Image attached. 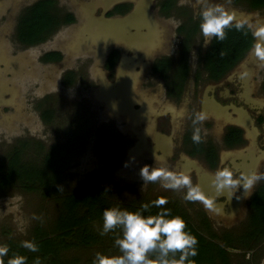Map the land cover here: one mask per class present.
I'll return each instance as SVG.
<instances>
[{"label": "rangeland", "instance_id": "rangeland-1", "mask_svg": "<svg viewBox=\"0 0 264 264\" xmlns=\"http://www.w3.org/2000/svg\"><path fill=\"white\" fill-rule=\"evenodd\" d=\"M38 1L0 0V181L14 153L36 173L44 171L43 161L52 146H68L74 153L55 170L56 180L47 187L46 182H32L27 190L17 181L0 184V246L9 249L5 264L11 256H22L17 254L20 250L29 253L22 242L42 238L38 232L58 242L63 264H92L98 252L120 255L115 239L121 232L101 236L103 217L95 216L70 235L56 230L66 211L64 199L87 186L104 191L109 209L137 205L138 211L164 197L172 216L182 217L208 242L226 249L231 264H264V239L250 247L239 242L247 225L250 231L256 229L250 219L251 198L264 179L248 196L242 187L232 197L217 196L212 186L214 173L223 167L236 176L264 175V66L248 54L227 75L217 111L207 94L214 85L202 59L206 49L202 33L190 41L177 34L191 11L199 14L195 0H173L168 10L158 7L163 0H53L61 19L71 15L74 24L62 23L44 42L28 47L19 41L17 26ZM214 1L241 18L264 20V9L253 11L246 0ZM124 4L132 11L115 10ZM113 51L117 56L110 68ZM48 53L58 54L59 61L47 62ZM162 58L169 68L155 74L153 65ZM185 60L187 77L173 92L172 79ZM201 112L206 119L195 127L201 129L202 147L215 149L214 165L206 153L194 152L193 120ZM232 127L242 131V142L233 146L226 142ZM104 138L119 141L118 154L103 143ZM145 165L190 175L194 184L215 197L220 211L185 201L186 190L144 184L139 171ZM161 210L153 206L147 212ZM86 214V207L78 208V217ZM142 215L146 217V211ZM77 231L93 235L94 243L83 244ZM227 236L238 240L228 247ZM51 260L45 256L40 264Z\"/></svg>", "mask_w": 264, "mask_h": 264}, {"label": "trees", "instance_id": "trees-1", "mask_svg": "<svg viewBox=\"0 0 264 264\" xmlns=\"http://www.w3.org/2000/svg\"><path fill=\"white\" fill-rule=\"evenodd\" d=\"M235 1L241 2L242 0ZM246 1L249 8L253 10L264 9V0ZM55 4L56 3L53 0H41L26 11L20 19L17 30V37L22 44L31 46L44 42L50 34L57 30V26L62 23L68 24L74 20L71 15L66 16L65 20H62L58 14L59 10L56 9ZM169 6L170 4L167 3L164 9L166 10L167 8L168 10L170 8ZM245 31H248V35L244 34ZM253 43V37L247 27L243 31H238L235 28L230 29L227 32V39L222 42L214 39L205 57L203 58L204 67L209 74V77L212 80H217L225 75L227 71H229L233 66H235V64L245 57L246 53L251 49ZM59 59L60 56L56 53H50L45 57V60L47 61H59ZM111 60V64H109L110 67L116 61V58H112ZM183 63L185 64H182V67L178 69L177 74H175L172 79L173 82L176 80L175 84L173 83V92L176 90L178 92V89L182 86L180 84H182L183 80L187 77L188 71L186 60L183 61ZM168 68V61L162 60L156 64L155 72H161V74H163L168 70ZM103 140L105 145H111V147H114L112 152L118 154L119 141L111 140L109 142L107 139L105 140V138ZM226 142L231 146L241 143V131L236 129L231 130L227 134ZM194 152L198 154L202 152L206 153L207 160L213 165L216 163L217 154L212 146H210V148L206 151L200 143H196ZM73 153V149L68 146H52L43 161L44 171L41 172V170L38 169V173H36L35 170L34 172L33 169H31V166L23 161V158L21 159V154L14 153L15 155H10L6 161V167L4 169V171H6L4 173L5 176L2 177L3 180L0 181V184L8 186L14 181H17L22 184L23 187L26 185V188L23 189L27 190V188L32 187V182H39L41 184L46 182L44 186L47 187L48 184L53 182V179L56 176L55 170L62 168L66 162L73 157ZM22 162L24 164H21ZM0 172H2L1 169ZM54 180H56V178ZM107 198L108 197L106 195L104 196V191L95 189L92 186H87L82 192L78 191V193H71L64 199V209H66V211L61 215L56 230H60L61 233H65V235H70L73 233L72 231L74 229L85 226L93 220V218L96 219L95 216H99V218L103 217L104 210L109 209V200ZM80 207L87 208V214L84 217L77 216V211ZM125 207H128V211L130 212L134 209V206L133 208H129V205H121L120 209L127 210ZM136 208L137 205H135L134 211L137 210ZM151 212L146 211L147 216H149ZM158 213H152L151 215H156ZM251 218H253L252 220L254 221L253 227L256 229L250 231V228L248 229L247 225L245 235L239 239V242L245 247H250L252 244L264 239V183L251 198L250 219ZM186 223V231L194 235L198 241V254L197 256L190 257L189 259L194 260L195 264H231L228 259V251L226 249L222 248L220 245L208 242L206 238L193 228L190 223L187 221ZM75 233H77L76 238L79 239L80 236L83 244L87 245V243L91 244L95 241L93 235L86 234L84 231H81V233H78L77 231ZM36 236L42 237L38 238L34 242L38 246L39 251H29V253L24 251L28 254L26 256V264H35L37 257L40 259V262H42L45 256L52 257V260L50 261L51 264H63L60 262L61 260H59L58 257V242L48 239L47 236H43L41 232H38ZM237 238L238 237L227 236L226 243L228 244V247L230 246L229 242L238 240ZM24 252L20 250L17 254L22 253L23 256ZM11 258L13 257L11 256Z\"/></svg>", "mask_w": 264, "mask_h": 264}, {"label": "clouds", "instance_id": "clouds-1", "mask_svg": "<svg viewBox=\"0 0 264 264\" xmlns=\"http://www.w3.org/2000/svg\"><path fill=\"white\" fill-rule=\"evenodd\" d=\"M195 7L199 9V28L204 38V48H208L213 39L219 42L227 39V32L232 28L243 31L247 27L254 40L249 56L260 66H264V20L241 18L237 11L227 10L225 6L212 3L211 0H195ZM244 34L248 35V31ZM205 119V114L201 112L197 113L193 120L194 143L202 142L201 129L195 125ZM139 176L144 184L158 182L165 189L177 192L186 190L183 196L185 201L200 202L211 212L220 211L215 197H209L201 185L194 184L191 176L184 172L145 165L140 169ZM261 179H264V175L241 173L236 176L229 167H223L214 173L212 186L217 196L227 193L232 197L241 187L244 195L248 196L254 184ZM62 190L61 187L60 191ZM167 204L168 200L160 197L152 201L151 205L143 204L141 210L136 212L119 208L105 209L100 235L104 236L119 229L121 235L115 239V246L121 254L108 256L98 252L92 264H195V261L189 258L198 254L197 238L186 231L187 223L182 217L172 216L171 210L165 207ZM153 206L162 210L156 215H142V212ZM22 247L32 252L39 251L33 242L24 241ZM8 251L7 246H0V264H5L3 257L7 256ZM7 264H26V257L16 255L8 259ZM35 264H40L38 257Z\"/></svg>", "mask_w": 264, "mask_h": 264}, {"label": "flooded vegetation", "instance_id": "flooded-vegetation-1", "mask_svg": "<svg viewBox=\"0 0 264 264\" xmlns=\"http://www.w3.org/2000/svg\"><path fill=\"white\" fill-rule=\"evenodd\" d=\"M212 1V0H211ZM232 1H234L235 3H239V2H237V1H235V0H232ZM39 2V1H38ZM173 2V0H163V1H161L160 2V5H158V7H160V9H163L165 6H166V4L167 3H169V4H171ZM215 2V1H214ZM215 3H217V4H219L218 2H215ZM123 5V4H122ZM122 5H119V6H117L116 8H115V10L117 11V12H119V13H123L122 12V8L123 7H125V9H126V14L127 13H129L130 11H132V10H130V9H127V5L126 4H124V5H126V6H122ZM251 10H253V9H251ZM254 11V10H253ZM191 13V16H190V18H188V22H187V24H181V25H179V27L177 28V34H178V36H179V38H185L184 40L185 41H190L191 39H195V37L199 34V32H201L200 31V28H199V24H200V16H199V14L198 13H196L195 12V9H194V11H191L190 12ZM63 20H65V16L63 15ZM74 21H72V22H70V23H68V24H66V25H73L74 23H73ZM18 26H19V24H18ZM18 26H17V30H18ZM214 40V39H213ZM203 41H204V39H203ZM213 42V41H212ZM211 46V45H210ZM210 46L208 47V48H206L205 49V51H204V54H203V58L205 57V55H206V53H207V51L209 50V48H210ZM28 47H30V46H28ZM250 51V50H249ZM249 51L246 53V55H245V57L241 60V61H239L237 64H235V66H233L229 71H227V73H225V75H223L221 78H219V79H217V80H213V81H211L212 82V84L214 85V87L211 89V90H209L208 91V93L207 94H209V96L210 97H212V99H213V102H214V105H215V107L217 108V111L219 110L220 111V107L218 106V104H216V100H217V98H220V96H222L223 95V93L225 92L224 90H223V87H225L224 86V84L225 85H227L228 84V82L226 81L227 80V75L230 73V72H233L235 69H236V67L239 65V64H241L245 59H246V57L248 56V54H249ZM48 54H50V53H48ZM117 54V51H113L111 54H110V57H112V58H116V55ZM112 55V56H111ZM112 58H110L109 59V64L111 63V59ZM202 58V59H203ZM163 60V58L162 59H160V61H162ZM47 61V60H46ZM48 62V61H47ZM49 62H53V61H49ZM159 62V61H158ZM157 62V63H158ZM155 66H156V64H154L153 65V71H154V73L155 74H161V72H155ZM111 68V67H110ZM210 80H212L211 78H209ZM227 82V83H226ZM227 88H232L231 86H227ZM216 92L218 93V95H216ZM222 92V93H221ZM223 97H221V99H222ZM224 99V98H223ZM235 128H230L229 130L231 131V130H234ZM236 130H239V129H236ZM230 131H228V132H230ZM241 131V130H240ZM241 134H242V131H241ZM239 158H240V156H239ZM240 160H241V162L242 161H244L245 162V159L243 160L242 158H240Z\"/></svg>", "mask_w": 264, "mask_h": 264}]
</instances>
